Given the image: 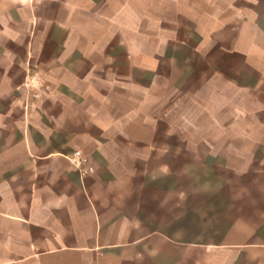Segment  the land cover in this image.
Returning <instances> with one entry per match:
<instances>
[{"label": "rangeland", "instance_id": "rangeland-1", "mask_svg": "<svg viewBox=\"0 0 264 264\" xmlns=\"http://www.w3.org/2000/svg\"><path fill=\"white\" fill-rule=\"evenodd\" d=\"M248 3L129 0L122 23L108 24L99 15L91 23L81 21L73 32L80 38L49 44L55 49L48 55L39 41L24 78L21 70H0V80H9L0 109L8 107L11 95L22 96L3 123L10 130L26 124L38 138V128L46 129L63 143L61 153L79 150L90 164L156 162L171 185L175 180L178 216L189 213L192 223L200 222L218 177L232 175L231 167L240 162L264 159V72L230 52L239 32L233 25L246 26L241 42L247 46ZM218 17L223 20L216 30ZM258 22L257 41L264 46L263 17ZM95 31L98 37H84ZM22 78L14 90L10 85Z\"/></svg>", "mask_w": 264, "mask_h": 264}, {"label": "crops", "instance_id": "crops-1", "mask_svg": "<svg viewBox=\"0 0 264 264\" xmlns=\"http://www.w3.org/2000/svg\"><path fill=\"white\" fill-rule=\"evenodd\" d=\"M100 1L0 0V70H21L24 78L36 44L48 55L55 49L49 44L80 38L73 32L81 21L91 23L99 15L108 24L122 23L129 0H116L118 18L113 0ZM209 2L201 0V6ZM247 6V46L241 42L246 26L233 25L239 32L230 52L264 72V46L257 41L264 0ZM222 20L217 18L216 30ZM23 78L10 86L20 89ZM8 81L0 80V100ZM21 97L11 95L8 107L0 109V264H264V159L240 162L231 167L232 175L218 177L210 206L192 223L189 213L178 216L175 180L171 185L156 162H91L92 170L82 175L70 162H57L68 155L46 129L38 128V138L26 124L6 128L3 122Z\"/></svg>", "mask_w": 264, "mask_h": 264}, {"label": "built area", "instance_id": "built-area-1", "mask_svg": "<svg viewBox=\"0 0 264 264\" xmlns=\"http://www.w3.org/2000/svg\"><path fill=\"white\" fill-rule=\"evenodd\" d=\"M70 163L78 168L82 175L86 174L87 171L92 170V166L89 162H86V158L83 157L79 150L67 156Z\"/></svg>", "mask_w": 264, "mask_h": 264}]
</instances>
